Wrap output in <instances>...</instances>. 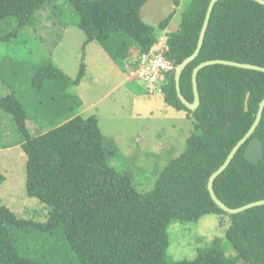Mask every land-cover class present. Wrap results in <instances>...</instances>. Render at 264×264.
I'll return each instance as SVG.
<instances>
[{"label":"trees","instance_id":"trees-1","mask_svg":"<svg viewBox=\"0 0 264 264\" xmlns=\"http://www.w3.org/2000/svg\"><path fill=\"white\" fill-rule=\"evenodd\" d=\"M49 1L0 0V24L10 19L16 22L13 32L0 36V42L32 27ZM67 1L76 12V25L86 34L84 46L98 44L124 71L135 53H148L163 33L168 59L181 65L196 51L211 2L191 0L173 31L169 29L173 14L157 26L143 21L141 10L149 0ZM212 60L264 67L263 5L251 0L217 3L202 50L181 77L187 101L194 102L195 68ZM84 75L82 63L74 83L79 85ZM67 80L49 61L37 68L32 86L39 93L50 82ZM166 81L164 101L193 118L194 128L184 151L167 163L154 187L145 193L137 188V173L130 165L112 166L116 152L107 146L98 118L81 116L84 102L56 113L61 121L41 124L44 131L34 136L30 122H36L30 120L26 102L7 86L10 93L0 96V112L11 114L21 134L28 196L48 211L46 222L41 223L0 203V264H264V206L232 215L216 205L208 190L212 174L256 119L264 99V73L223 65L204 68L198 75L201 104L194 112L178 97L175 72ZM255 137L264 146V115ZM246 145L214 183L218 198L233 209L264 200V157L259 165L249 162L244 155ZM4 180L0 174V185ZM206 215L227 217L226 238L236 255L228 256L214 242L194 260L170 259L171 224L197 223ZM37 233L48 237L49 256L70 260L52 263L33 257L27 249L34 246L32 235ZM23 239L28 242L23 244Z\"/></svg>","mask_w":264,"mask_h":264},{"label":"rangeland","instance_id":"rangeland-1","mask_svg":"<svg viewBox=\"0 0 264 264\" xmlns=\"http://www.w3.org/2000/svg\"><path fill=\"white\" fill-rule=\"evenodd\" d=\"M190 2L149 0L141 10V17L147 24L157 26L173 14L169 29L174 31ZM76 20V12L67 0H51L38 12L32 27L20 30L8 42H0V96L10 93L9 85L22 96L30 120L37 123L35 126L30 122L34 136L44 131L41 124L51 125L60 119L56 113L84 102L81 116L98 118L107 146L116 152L110 160L112 166L123 169L130 165L137 173V188L142 193L148 192L167 163L184 151L194 119L167 105L163 95H149L137 78L128 79L129 72L98 44L85 47L86 34ZM15 25L11 19L0 24V36L13 32ZM49 61L70 80L50 82L37 93L32 86L33 76L39 66ZM82 63L85 75L76 85ZM18 133L11 114L0 112V174L5 177L0 185V203L23 218L44 223L47 207L28 196L26 155L21 147H10L17 141ZM228 225L227 217L215 215H206L197 223L173 222L169 229V258L194 260L199 251L215 244L228 256H235L226 238ZM55 236L51 239L58 242ZM32 239L35 244L27 250L33 257L52 263L70 260L48 255L52 245L47 236L37 233ZM27 242L28 239H23V244Z\"/></svg>","mask_w":264,"mask_h":264},{"label":"water","instance_id":"water-1","mask_svg":"<svg viewBox=\"0 0 264 264\" xmlns=\"http://www.w3.org/2000/svg\"><path fill=\"white\" fill-rule=\"evenodd\" d=\"M220 1L221 0H211L210 4L208 6L206 16H205L203 27L201 29V33H200V37L198 40V45H197L196 51L189 58H187L181 65H179L177 67V70L175 71V84H176V90H177L178 97L181 100V102L190 111H193V112L196 111L201 104L200 93H199V88H198V75H199L200 71L203 70L204 68L210 67V66H215V65H223V66H229V67H234V68L264 73V67L255 66L252 64L239 63V62H233V61H227V60L207 61V62L200 64L197 68H195V70L193 72L192 83H193V92H194V102L191 103L184 98L182 91H181L182 74H183L184 70L187 68V66L190 63H192L194 60H196L197 57L199 56V54L202 50V47L204 45V42H205L207 30H208V27H209V24H210V21L212 18L213 11H214L217 3H219ZM251 1H254V2L264 6V0H251ZM248 101H249V94H248L247 99H246V111L248 110ZM263 115H264V99L262 100V102L259 105V110L257 112L256 119H255L252 127L248 131V133L236 144V146L232 149V151L228 155L224 164L216 172H214L209 179L208 190H209V193L211 195V198L213 199V201L216 203V205L219 208H221L223 211H225L229 214H232V215L241 214V213L248 211L250 209L260 207V206H264V200H260V201H256V202L244 205L240 208L233 209V208L228 207L225 203H223L218 198V196L214 190V183H215L216 179L223 172H225L227 170V168L230 166V164L234 160V158L237 155V153L239 152V150L243 146H245L246 144L247 145H246V148L244 151L245 158L249 162L253 163L254 165H259L260 162L262 161V159L264 157L263 143L259 138H257V137L253 138V136H254L257 128L259 127V125L262 121Z\"/></svg>","mask_w":264,"mask_h":264},{"label":"built area","instance_id":"built-area-1","mask_svg":"<svg viewBox=\"0 0 264 264\" xmlns=\"http://www.w3.org/2000/svg\"><path fill=\"white\" fill-rule=\"evenodd\" d=\"M168 50L167 37L162 35L148 53L136 55L133 64L126 65L128 79L140 80L149 95H163L168 76L177 70L167 57Z\"/></svg>","mask_w":264,"mask_h":264},{"label":"crops","instance_id":"crops-1","mask_svg":"<svg viewBox=\"0 0 264 264\" xmlns=\"http://www.w3.org/2000/svg\"><path fill=\"white\" fill-rule=\"evenodd\" d=\"M92 44V43H91ZM84 105H85V103H84ZM37 125V123L35 124V126ZM21 139H22V137H21V134L20 133H18V138H17V141L14 143V144H10V147H14V148H16V147H21V145H20V143H21ZM16 144V145H15Z\"/></svg>","mask_w":264,"mask_h":264}]
</instances>
